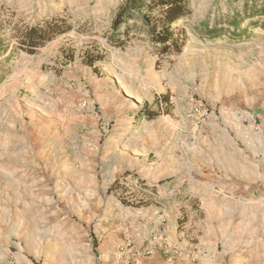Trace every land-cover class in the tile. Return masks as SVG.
<instances>
[{
  "label": "rangeland",
  "instance_id": "rangeland-1",
  "mask_svg": "<svg viewBox=\"0 0 264 264\" xmlns=\"http://www.w3.org/2000/svg\"><path fill=\"white\" fill-rule=\"evenodd\" d=\"M121 2L0 0V36L11 45L13 25L51 15L73 25L34 55L0 66V156L7 137L37 149L55 140L69 176L59 198L46 197L55 216L43 219L32 205L34 212L17 215L2 203L0 264H76V254L65 262L57 255L77 233L97 247L110 230L126 231L120 243L151 230L160 213L149 206L165 204L137 183L151 187L157 164H182L194 128L190 102L210 113L264 111V0H187L186 42L162 58L142 44L116 50L106 43ZM142 109L159 117L138 119ZM138 200L143 206L131 205ZM47 225L58 227L52 236Z\"/></svg>",
  "mask_w": 264,
  "mask_h": 264
},
{
  "label": "crops",
  "instance_id": "crops-1",
  "mask_svg": "<svg viewBox=\"0 0 264 264\" xmlns=\"http://www.w3.org/2000/svg\"><path fill=\"white\" fill-rule=\"evenodd\" d=\"M53 141L42 149L17 136L1 144L0 212L4 204L17 215L37 207L45 212L43 219L55 216L46 197L59 198L69 176L59 142ZM173 163L157 164L148 183L155 187L152 198L165 204L149 206L160 213L151 230H134L139 236L131 234L132 240L122 243L126 231L115 236L110 230L97 247L77 233L57 257L70 253L77 255L76 264H120L124 249L128 264H136L132 251L147 246L151 252L139 264H165L164 249L185 255L171 264H264V111L210 113L199 129H192L182 164ZM57 228L48 229L51 236Z\"/></svg>",
  "mask_w": 264,
  "mask_h": 264
},
{
  "label": "trees",
  "instance_id": "trees-1",
  "mask_svg": "<svg viewBox=\"0 0 264 264\" xmlns=\"http://www.w3.org/2000/svg\"><path fill=\"white\" fill-rule=\"evenodd\" d=\"M259 14L264 17V7ZM188 17L187 0H122L104 39L116 50L142 44L162 58L180 52L186 42L183 33ZM71 31H73L72 23L66 17L59 15H51L26 26L13 25L9 35V39L15 41L13 45L8 39L0 36V66H11L21 54L32 56L55 37ZM8 72L9 70L5 69L3 74L6 75ZM164 113L166 114V111ZM157 117H159L158 112H145L143 109L137 115L138 119L144 118L147 121ZM137 184L144 192L155 193V187H146L139 182ZM131 205L140 207L143 206V201L138 200Z\"/></svg>",
  "mask_w": 264,
  "mask_h": 264
},
{
  "label": "built area",
  "instance_id": "built-area-1",
  "mask_svg": "<svg viewBox=\"0 0 264 264\" xmlns=\"http://www.w3.org/2000/svg\"><path fill=\"white\" fill-rule=\"evenodd\" d=\"M83 107H85V104H82ZM229 112V111H225ZM188 113L193 121L194 128L199 129L201 127L206 119L208 118L210 112L208 111V108L203 106L200 102L198 101H191L188 107ZM120 256H119V263L120 264H128V259L125 257L124 249H121L120 251ZM151 249L147 246H143L142 248L135 249L132 251V256L134 257L136 264H139L140 261L142 260L143 257H146L150 254ZM164 253L166 254V262L165 264H171V261L177 257L185 256L179 253L178 251L175 250H167L164 249ZM186 257L189 258H194V256H190L186 254Z\"/></svg>",
  "mask_w": 264,
  "mask_h": 264
}]
</instances>
